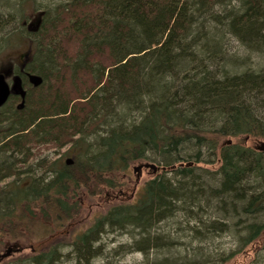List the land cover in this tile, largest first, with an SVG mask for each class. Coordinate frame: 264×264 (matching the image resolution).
Masks as SVG:
<instances>
[{
  "label": "trees",
  "instance_id": "trees-1",
  "mask_svg": "<svg viewBox=\"0 0 264 264\" xmlns=\"http://www.w3.org/2000/svg\"><path fill=\"white\" fill-rule=\"evenodd\" d=\"M32 1H21L19 26L0 45L24 50L11 56L22 93L0 108V245L18 228L46 238L14 264H58L61 242H51L78 213L80 195L115 191L136 162L158 171L132 203L107 206L65 243L73 264L103 256L105 233L136 231L129 251L144 256L172 248L158 230L174 218L186 219L181 231L193 240L236 238L238 251L220 264L261 250L264 0H71L50 11L26 9ZM31 17L33 29L24 28ZM17 19L0 14V32ZM232 42L249 57L230 56ZM67 146L38 164L39 176L20 178L40 152ZM206 164L216 166L208 180L197 172ZM169 259L144 264H201Z\"/></svg>",
  "mask_w": 264,
  "mask_h": 264
},
{
  "label": "rangeland",
  "instance_id": "rangeland-1",
  "mask_svg": "<svg viewBox=\"0 0 264 264\" xmlns=\"http://www.w3.org/2000/svg\"><path fill=\"white\" fill-rule=\"evenodd\" d=\"M22 0H0V14H10L14 16L16 19H19V11L18 8L21 6L23 2ZM71 0H33L31 2L32 5L29 4L28 8L30 7H36L37 9H40L41 11H47L51 10L52 8L63 5ZM34 2V4H33ZM31 10V9H30ZM30 11L28 13H25L24 15H29ZM36 15V14H35ZM34 16V15H31ZM16 20L15 23L8 25L3 31L0 32V45L2 44V38L7 33H10L19 26V21ZM30 19V20H29ZM27 19L29 24L23 25L24 28L27 29H33V25L31 23H34L35 21H31L32 19H35L34 17H31ZM10 46H0V72L1 74H4L7 70V74L4 75V80L8 85H12L14 90H17V87L14 85L15 78H13L12 70L14 73V66L16 65L13 63L11 56L12 55H22L23 51L21 47L20 50L18 49H9ZM228 54L230 56L237 57L240 61L242 59H245L246 56L249 54L244 51L242 47L237 45L235 42H232L230 46L228 47ZM251 57L254 59V57L251 55ZM13 66V67H12ZM33 80V79H32ZM97 131L100 132V134L104 131V127L99 128ZM94 139V138H93ZM90 141V140H89ZM225 142H233V143H239V144H246L250 145L252 144L250 141H246L245 143H241L242 138H236V139H225ZM261 145L260 142H258L255 145V148L257 146ZM69 146L61 149L59 152H40V155L37 156L35 159H32L28 162V164L25 166H21V175L20 178H23L27 174H32L33 176H39V166L38 164L40 162H43L44 159L47 158L49 161L56 160L57 158L63 156L65 153H68ZM257 149V148H256ZM70 159V156H65L63 160ZM0 161L2 159L0 158ZM203 162L206 163V158L203 159ZM202 162V163H203ZM203 163V164H204ZM146 164L145 162H136L133 163L130 168L128 169L127 173L124 175L119 176V187L113 191V192H107L105 191V196H95V197H89L85 196L83 194L80 195V209L78 213L72 218V222H67L66 225H64L63 231H57L58 235L62 234L61 236H56V239L52 241L54 242H61V253L65 257L66 255H69L70 253V246H64L65 243H69L73 237L81 232H83L86 228H88L93 221V219L102 213H104L105 209L109 205L114 204H122V203H132L134 199L137 197V195L141 192V189L145 185V183L153 178L155 175L152 173L150 169L142 168L139 172H133V169L142 166ZM30 169L28 170V168ZM203 170H198L197 172L205 179L208 180L207 176L208 174H211L212 171L215 169V165H203L201 166ZM212 169V170H208ZM205 170V171H204ZM34 171V172H33ZM210 177V176H209ZM210 180V178H209ZM9 181V180H8ZM8 181H5L7 183ZM210 213H212V216L217 217L220 215L217 210H210L207 209ZM199 213V212H198ZM202 214V213H201ZM201 214L200 218H201ZM220 217V216H219ZM203 222L207 224H212L213 219H208L207 216H203L201 218ZM186 219H180L177 220L174 218L173 221L169 223H163L159 229L158 232L161 237H168L172 238V245H174L172 248L169 249H160L155 252L149 251L147 255H143L142 253L135 252V251H129L130 246L132 245L133 241H137L140 238L137 237V232L133 230H126L125 232H114V233H105L100 236V246H102L103 249V256L100 258L95 259L90 264H144L145 260L149 262H153L154 260L160 261V259H177L178 261L186 260V261H201V264H220L219 258L222 256L225 258V256L230 257L229 255L232 252L238 251V244L236 238H232L231 235L229 236H221L219 238L208 240V242H202V240H193L190 239L187 235L183 234L181 231L183 228L185 229L186 226ZM20 228H18V231H15L14 235L15 237H12V233L6 234L3 236V243L0 245V257L2 258L1 263H6L10 261L11 264H14L17 259H20L22 257H27L30 254H33L34 251H36L37 247L41 242H44V238H46V234H42L41 232L32 231L30 234V231L28 233L26 232L25 235L27 236H20L18 232ZM10 237L18 239L16 241L11 240ZM21 239V241L19 240ZM264 242V240L262 241ZM18 246V247H17ZM258 248L261 246V243H258L257 245L247 247L242 252H240L238 255H236L234 258H232L230 261L224 263V264H264V246L261 250H258ZM10 250L8 255H6L7 251ZM194 256V257H193ZM61 259V261L58 264H73V261L71 260V257L67 258L65 257ZM186 257V258H185ZM208 261V262H207Z\"/></svg>",
  "mask_w": 264,
  "mask_h": 264
},
{
  "label": "water",
  "instance_id": "water-1",
  "mask_svg": "<svg viewBox=\"0 0 264 264\" xmlns=\"http://www.w3.org/2000/svg\"><path fill=\"white\" fill-rule=\"evenodd\" d=\"M15 81H19L18 78L14 79ZM13 88L10 89L9 85L5 82L4 80V76L2 74H0V107H2L3 105L6 104V102L8 101L9 97L12 95L13 92ZM258 151H262L264 152V143H261V145L256 147ZM70 162L67 161V164H69ZM142 168L145 169H150L152 171V173H156L158 171V168L155 165L152 164H144L142 166H138L136 168L133 169V172H139ZM10 252V250L7 251L6 255H8V253Z\"/></svg>",
  "mask_w": 264,
  "mask_h": 264
},
{
  "label": "flooded vegetation",
  "instance_id": "flooded-vegetation-1",
  "mask_svg": "<svg viewBox=\"0 0 264 264\" xmlns=\"http://www.w3.org/2000/svg\"><path fill=\"white\" fill-rule=\"evenodd\" d=\"M14 85L17 87V90H13L12 95H21L22 87H21L20 81H15ZM9 87H10V89L13 88L12 85H9Z\"/></svg>",
  "mask_w": 264,
  "mask_h": 264
}]
</instances>
